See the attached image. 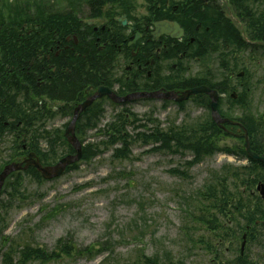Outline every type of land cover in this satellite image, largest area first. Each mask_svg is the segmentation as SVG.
Masks as SVG:
<instances>
[{
  "label": "rangeland",
  "instance_id": "374dc122",
  "mask_svg": "<svg viewBox=\"0 0 264 264\" xmlns=\"http://www.w3.org/2000/svg\"><path fill=\"white\" fill-rule=\"evenodd\" d=\"M135 1H138V13L143 14L146 0ZM210 36L213 40L208 43L212 42L215 49L219 46L216 38L220 36L215 27L210 29ZM207 46L201 51H206ZM201 56L202 60L190 73L194 80L187 78L188 82L207 79L209 66L217 60L214 57L211 61L206 54ZM231 66L235 68L223 72L218 64L212 71L213 77L224 79L233 70L234 78L239 72L248 74L245 110L246 114L256 115V122L260 123V117L264 118V49H245ZM138 106L132 105L136 109L132 111L138 115L150 112L155 119L149 120L146 140L155 135L154 132L169 128L173 119H177L178 125L187 116L193 118L190 104L179 113L173 104L166 110H158L153 104ZM154 109L156 112L152 114ZM112 114L104 115L101 125L110 123ZM104 134H87L85 144L92 145L91 156L63 177L39 185L25 174L19 184V190L25 192L20 195L21 199L3 197L6 206L1 215L7 220L8 228L0 236V264L5 253H16L12 264L18 261L22 264L21 254L30 249L35 250L32 252L35 261L29 260V264H135L146 258H155L164 264H215L212 262L214 256L203 257L209 254L202 251L199 243L225 240L222 251L225 254L229 246L232 251L226 253V261H233L240 255L245 234L249 235L247 254L255 262L264 264V227L262 224L256 227L259 234L254 243V234L251 229L247 231V227L254 226L253 221L244 217L249 212H264V200L257 197L256 186L250 191L247 184L242 185L243 176L230 177L223 183L221 189L225 195L222 199L226 200L217 201V195L207 199L203 206L205 227L195 226L188 216L189 211L195 213L198 208L191 194L207 182V185L213 182L214 172L221 171L226 164H233V167L245 164L238 153L217 150L218 153L187 170L185 162L194 158L191 152H180L183 156L161 150L150 153L147 151L152 143H157L155 140H149V145L145 146L142 138L135 141L133 136H112V143ZM29 136L26 134L23 138ZM4 139L6 141L0 143L3 153L0 160L13 148L12 139ZM232 143L233 140L227 138L223 144ZM116 151H122L124 156L118 157ZM175 169L187 176L176 175ZM11 191L8 189L9 193ZM209 221L211 225H207ZM52 255L53 259L48 258Z\"/></svg>",
  "mask_w": 264,
  "mask_h": 264
},
{
  "label": "flooded vegetation",
  "instance_id": "af4514ba",
  "mask_svg": "<svg viewBox=\"0 0 264 264\" xmlns=\"http://www.w3.org/2000/svg\"><path fill=\"white\" fill-rule=\"evenodd\" d=\"M230 6V0H159L157 3H147L143 14H139V7H135L122 16H114L115 10L111 8L110 15L105 18L83 21L79 34L74 38L67 37L64 41L56 43L47 53L45 51L39 53L37 59L30 64L31 71L26 73L19 71L13 86H2L1 92L12 94L16 102L30 101L34 105L38 103L41 111L46 112L47 128L54 135L66 134L77 108L86 101H90V105L77 118L80 134L89 132L113 134L116 133V127L108 123L105 126L101 125L103 116L107 113H113L110 120L118 115L130 118L136 114L132 111L136 110L131 107L132 105L153 104L157 105L158 110H165L166 101L161 97L152 100L144 98L120 105L114 103L110 95L115 94L118 97L133 93L161 95L165 92L180 94L202 85L219 92L217 109L221 118H228L231 115L244 120L246 113L244 77L234 78L233 74L228 73L224 79H220L212 75L218 64L223 67V72L234 69L231 64H236L240 53L245 51L242 34L238 31H225V23L220 14L224 16ZM209 15L212 17L209 18ZM193 16L194 21H191ZM124 19L126 25L122 24ZM161 21L178 23L183 29V34L176 39L165 35L156 36L154 24ZM236 21L243 28V24ZM214 27L220 35L216 38L219 46L215 49L212 42L208 43L213 40L210 29ZM206 44H208L206 51H201ZM231 45L237 46L239 50L241 47L243 49L236 52L232 48L231 51L229 49ZM203 54L210 56L211 61L214 57L217 60L209 66L207 73L209 78L193 82L194 75L190 73L193 72L196 63L202 60ZM71 58L85 61L72 65L74 73L70 71ZM73 74L81 79V84L78 88L75 87L76 89H72L74 87L69 82V75ZM187 78L192 80L188 82ZM63 85L69 92L63 91ZM100 88H104L110 95L99 96ZM5 101L6 97L0 99V103ZM212 101L213 97L209 95L193 96L187 101L192 106L195 130L199 128L198 124L203 117H212ZM153 112L155 113L156 109ZM146 115L147 112L138 115L142 118L143 128L148 126L144 121ZM255 117L258 119L256 115ZM3 118L4 114L0 113V120ZM237 122L246 126L244 121ZM258 124L259 121L256 125ZM3 126L6 124L3 123ZM134 126H138V123ZM15 130V135L20 134L18 127ZM211 131L215 132L216 141L215 145H210L211 147L217 150L243 149L244 140L237 137L244 133L240 127L225 125V128H222L221 125L213 123ZM226 135L231 136L232 145L223 144L227 139ZM249 136L251 142L253 141L252 150L264 151V129L254 128L251 134L249 132ZM18 142L20 144L21 140ZM29 146L24 144L23 150L27 151ZM32 146L30 151L39 157L38 147L35 144ZM28 154L22 156V152L19 151L18 160L22 161ZM32 170L33 168L29 169ZM248 242L249 240L243 239L240 255L233 261H226V253L232 251L229 246L225 249V254L222 251L225 240L218 243L204 241L200 244L208 248H203L202 251L209 254L203 257L214 256L212 262L215 264H263L260 261L255 262L249 253L247 254ZM253 242L256 243L255 240Z\"/></svg>",
  "mask_w": 264,
  "mask_h": 264
},
{
  "label": "trees",
  "instance_id": "16d2710c",
  "mask_svg": "<svg viewBox=\"0 0 264 264\" xmlns=\"http://www.w3.org/2000/svg\"><path fill=\"white\" fill-rule=\"evenodd\" d=\"M135 0H0V99L6 97V103L2 106L5 108V114L9 119H14L16 109L19 112L20 106L17 105L12 94H3L1 92L2 86L12 87L15 77L19 71L23 73L31 71L30 64L37 59V55L43 51L46 53L56 43L64 41L67 37L78 35L80 32V14L85 13L83 7H88L86 17L91 19L103 16L107 5L115 4L122 12L131 11L135 8ZM159 0H155L157 3ZM234 8L239 15L244 18L247 25V32L252 38L264 39V0H231ZM153 5V4H152ZM79 13V15H78ZM108 13V12H107ZM106 13V14H107ZM228 24V23H227ZM78 48V47H75ZM71 63L70 71L74 67L72 65L84 63V59L69 61ZM69 82L76 89L81 84L79 76L73 74L69 75ZM75 76V77H74ZM76 87V88H75ZM60 91V90H59ZM62 91V90H61ZM63 91L69 92L67 87L63 85ZM1 111V108H0ZM20 113V112H19ZM245 121L246 126L253 131L254 119ZM126 119H122L116 124V136L125 138ZM204 127L211 126L207 123L202 125ZM209 135L205 131L193 132L190 124L184 123L180 127L175 126L174 123L169 128L161 132L160 130L148 140H155L161 142L163 149L168 152L177 154L179 151H191L195 157L201 158L204 156L214 155L217 150L210 145H215V134ZM113 142V141H112ZM124 150H127L125 148ZM259 153L264 151L257 150ZM118 157L124 156L122 151H116ZM14 154L16 151L13 152ZM121 154V155H120ZM91 153L87 151L86 158H89ZM56 158L53 153L42 154L41 159L44 163H52ZM1 170V166H0ZM215 180L207 185L200 196L195 201L198 207H202L207 203L208 198H214L215 195H225L221 186L230 177L237 179L238 177L245 178L242 180V185L247 184V188L251 191L259 182L264 181V163L252 162L248 166L241 168L228 167L224 168L220 173H213ZM22 179L18 178L15 181L8 182L7 187L10 186L12 191L7 196L14 199L18 196L20 198L19 184ZM13 192V193H12ZM12 195V196H11ZM11 196V197H9ZM218 197H216V200ZM226 198L220 199L222 202ZM9 199V203H10ZM3 206L6 202L0 199V236L3 235L7 228V220L1 215ZM211 214V213H210ZM201 223L205 224V211L201 213ZM8 216V215H7ZM213 216V215H212ZM250 218L251 221L264 219V212L258 210L255 213L249 212L244 216ZM198 219V218H197ZM213 219V218H212ZM208 225L211 224L209 221ZM18 251V249H16ZM16 251V252H17ZM33 251L27 250L21 255V263L29 264V260L33 261ZM39 251L38 253H40ZM15 254L5 253L2 264H12ZM45 260V259H44ZM35 261V260H34ZM144 260H138L135 264H149ZM19 264V261H18ZM153 264V263H150Z\"/></svg>",
  "mask_w": 264,
  "mask_h": 264
},
{
  "label": "water",
  "instance_id": "95a60500",
  "mask_svg": "<svg viewBox=\"0 0 264 264\" xmlns=\"http://www.w3.org/2000/svg\"><path fill=\"white\" fill-rule=\"evenodd\" d=\"M124 24H125V22H124ZM175 26L179 29L178 25H175ZM166 28L169 30V32H170V30H172L169 34H172L176 30V28L174 29V27H172L168 23H160L159 25L157 24V29L159 32H164L166 30ZM201 93L208 94V95L215 98V101L212 103L213 119L217 123H221V122L222 123H231L229 120H220L219 114L217 112V105H216V98L218 97L219 93H218V91H212L210 88H208L206 86H202V87H198V88L188 90L179 96H176L174 94H167V95H165L166 96L165 98L172 99V100H175L178 102H182V101L188 100L190 98V96H192V95L201 94ZM100 94H103V93H100ZM126 99H128V98H125L124 100H126ZM114 100L117 102L121 101V100L116 99V98H114ZM87 105H88V103H85L83 105V108H85ZM243 137L246 140L245 147H246V152H247L248 157L253 159V160H256V161L264 162V157L259 156L257 153H254L251 150L247 131ZM71 142L75 145V147L78 151L76 156H68V157L62 159L55 167L42 168L41 165L39 164V162H30L25 166V168H28L29 165H34L42 173V175L47 179L60 177L64 173L67 166L79 161L82 157L80 144L77 143L74 139H71ZM21 168H22L21 165H15L14 164V165H11L5 169V171L0 175V190L2 188L3 182H4L5 178L7 177V175L12 171L19 170ZM258 190L260 191L261 195L264 197V184H260L258 186Z\"/></svg>",
  "mask_w": 264,
  "mask_h": 264
}]
</instances>
